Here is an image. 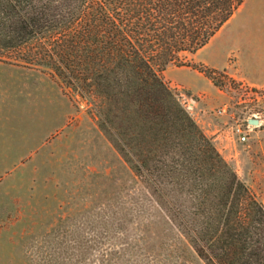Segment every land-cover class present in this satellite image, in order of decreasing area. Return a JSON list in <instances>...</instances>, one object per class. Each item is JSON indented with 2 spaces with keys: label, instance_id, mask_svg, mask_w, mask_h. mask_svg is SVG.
Masks as SVG:
<instances>
[{
  "label": "trees",
  "instance_id": "16d2710c",
  "mask_svg": "<svg viewBox=\"0 0 264 264\" xmlns=\"http://www.w3.org/2000/svg\"><path fill=\"white\" fill-rule=\"evenodd\" d=\"M245 1L0 0V62L85 105L206 264H264V204L163 73L190 66Z\"/></svg>",
  "mask_w": 264,
  "mask_h": 264
},
{
  "label": "rangeland",
  "instance_id": "374dc122",
  "mask_svg": "<svg viewBox=\"0 0 264 264\" xmlns=\"http://www.w3.org/2000/svg\"><path fill=\"white\" fill-rule=\"evenodd\" d=\"M242 8L206 47L187 55L190 66L170 65L163 76L191 104L198 126L264 204V84L232 72ZM218 61L228 69H214ZM205 68L217 70L215 81L200 71ZM52 80L40 70L0 62L2 88L24 98L26 125L35 115L42 126L52 125L55 117L60 123L68 105L58 99L52 106ZM71 102L68 127L49 136L37 159L26 160L23 194L14 193V200L0 194V264H206L85 105L77 108ZM225 107L229 113L219 116ZM254 114L261 116L262 126L249 142L238 143L231 125Z\"/></svg>",
  "mask_w": 264,
  "mask_h": 264
},
{
  "label": "crops",
  "instance_id": "0c3cea01",
  "mask_svg": "<svg viewBox=\"0 0 264 264\" xmlns=\"http://www.w3.org/2000/svg\"><path fill=\"white\" fill-rule=\"evenodd\" d=\"M242 7L241 32L232 49L236 56L232 72L235 77L238 73L241 80L264 84V0H246ZM238 16L235 14L231 20L235 21ZM212 66L217 70L228 69L227 63L222 61ZM58 99L60 103L68 105V113L66 109L61 114L59 124L55 117L52 125L42 126L40 116L35 115L28 116L30 121L26 125L24 98L11 89L2 88L0 82V194L5 193L6 199L14 200V193L23 194L27 176L26 160L37 159L49 136L68 127L72 119V102L57 82L52 80V106L58 104ZM28 107L30 112L39 113L37 106Z\"/></svg>",
  "mask_w": 264,
  "mask_h": 264
},
{
  "label": "built area",
  "instance_id": "2783aa9c",
  "mask_svg": "<svg viewBox=\"0 0 264 264\" xmlns=\"http://www.w3.org/2000/svg\"><path fill=\"white\" fill-rule=\"evenodd\" d=\"M186 103V102H185ZM188 110L193 109L190 103L186 104ZM229 113V108L225 107L220 109L217 114L219 116L226 115ZM233 119L235 120L234 116ZM262 126L261 116L259 114H254L253 116L243 119L236 120L233 125H231V135L233 139L237 140L240 144H245L250 141L251 135L254 131Z\"/></svg>",
  "mask_w": 264,
  "mask_h": 264
}]
</instances>
